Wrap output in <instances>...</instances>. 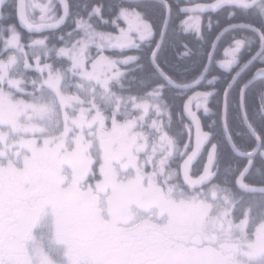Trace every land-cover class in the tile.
<instances>
[{"label":"snow or ice","instance_id":"6c2138e0","mask_svg":"<svg viewBox=\"0 0 264 264\" xmlns=\"http://www.w3.org/2000/svg\"><path fill=\"white\" fill-rule=\"evenodd\" d=\"M0 264H264V0H0Z\"/></svg>","mask_w":264,"mask_h":264}]
</instances>
